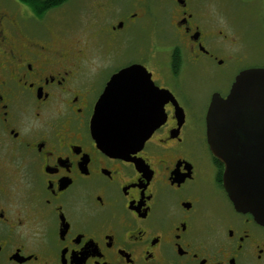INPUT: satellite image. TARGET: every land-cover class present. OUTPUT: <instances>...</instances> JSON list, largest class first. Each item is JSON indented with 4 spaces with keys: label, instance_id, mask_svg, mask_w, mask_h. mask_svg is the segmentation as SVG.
<instances>
[{
    "label": "flooded vegetation",
    "instance_id": "flooded-vegetation-1",
    "mask_svg": "<svg viewBox=\"0 0 264 264\" xmlns=\"http://www.w3.org/2000/svg\"><path fill=\"white\" fill-rule=\"evenodd\" d=\"M203 4L102 0L68 22L62 8L37 17L0 1V264H264V224L234 207L206 132L212 98L256 65ZM145 17L154 45L117 63ZM133 63L177 106L164 102V122L123 158L96 145L90 121Z\"/></svg>",
    "mask_w": 264,
    "mask_h": 264
},
{
    "label": "water",
    "instance_id": "water-1",
    "mask_svg": "<svg viewBox=\"0 0 264 264\" xmlns=\"http://www.w3.org/2000/svg\"><path fill=\"white\" fill-rule=\"evenodd\" d=\"M169 99L177 106L142 65L130 64L111 77L96 101L91 136L107 154L126 158L164 122L162 106ZM206 132L224 164V187L234 207L264 224V67L241 70L226 97L212 98Z\"/></svg>",
    "mask_w": 264,
    "mask_h": 264
},
{
    "label": "rangeland",
    "instance_id": "rangeland-1",
    "mask_svg": "<svg viewBox=\"0 0 264 264\" xmlns=\"http://www.w3.org/2000/svg\"><path fill=\"white\" fill-rule=\"evenodd\" d=\"M1 1V0H0ZM7 1V0H4ZM125 1V9L130 6V0ZM203 7L208 9V15L215 19V22H222L224 27L230 26L231 23L233 26L234 33L236 36L241 39L242 45L245 48L244 52L247 57L243 60L242 66H264V0H203ZM102 0H67L62 7L59 6L54 9V12H59L60 8L63 9V13L66 14L70 19L68 22H73L78 20V11L80 13H86V8L88 12H91V7ZM92 3V4H90ZM90 4V6H89ZM8 7V6H7ZM30 9V8H29ZM163 9L169 12V7L163 6ZM31 10V9H30ZM127 10V9H126ZM159 10L158 7L154 8V23L167 26L169 23V14L165 15ZM162 13V14H161ZM34 14V13H33ZM35 15V14H34ZM36 16V15H35ZM148 17V16H147ZM145 17L142 20V27L137 31H133L132 35L124 34L129 36V47L140 48L141 45H148L145 50H150L151 46L154 45V38L156 32H151L152 21L146 19ZM75 18V19H73ZM153 19V16H151ZM146 19V20H145ZM226 19V20H225ZM230 22V23H229ZM76 23V22H75ZM227 23H229L227 25ZM244 28V29H243ZM167 33L164 31L163 34L167 36ZM131 41V42H130ZM126 49L123 51V55H120L117 63L123 64L125 60L124 57L135 56V49ZM143 51V52H144ZM133 56V57H134ZM241 66V65H240ZM221 69V68H220ZM222 70V69H221ZM223 71V70H222ZM224 72V71H223ZM211 89L209 87L205 88L202 92L203 96L209 93ZM197 109L203 113L205 105H198ZM193 119L188 120V123L191 124ZM199 124L202 122L201 119H197ZM193 122L192 124H195ZM197 125V124H195Z\"/></svg>",
    "mask_w": 264,
    "mask_h": 264
},
{
    "label": "trees",
    "instance_id": "trees-1",
    "mask_svg": "<svg viewBox=\"0 0 264 264\" xmlns=\"http://www.w3.org/2000/svg\"><path fill=\"white\" fill-rule=\"evenodd\" d=\"M26 4L37 16H43L47 11L64 4L67 0H17ZM176 62V58H175Z\"/></svg>",
    "mask_w": 264,
    "mask_h": 264
}]
</instances>
